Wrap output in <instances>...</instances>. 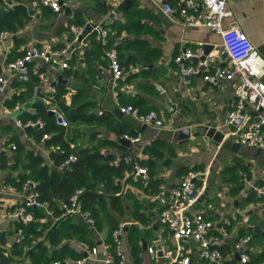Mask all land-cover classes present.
<instances>
[{"label":"crops","instance_id":"1","mask_svg":"<svg viewBox=\"0 0 264 264\" xmlns=\"http://www.w3.org/2000/svg\"><path fill=\"white\" fill-rule=\"evenodd\" d=\"M122 1L71 0L69 14H66L65 10L57 18L49 9L41 7L38 0H0V12L22 5L30 13V18L21 29L16 32L6 31L7 37L0 44V74L10 79L8 89L0 96V153L6 154L8 159L11 158L14 151L11 150V145H15L14 140L18 139V143L26 150L41 155L46 164L50 168L53 167L49 158L50 151L44 145L30 147L23 138V132L14 124L15 119H20L18 116L22 112L35 114V109L31 106L34 97L12 109L9 108L8 105L14 97L24 94L25 89L20 86L23 84L10 78L6 65L19 57L30 45L50 44L57 49L70 47L72 51L68 64L71 69L60 71L57 65L51 63L38 70L44 68V72L53 79L61 75L67 81L66 85L57 80L53 83L55 90L58 85H62L65 94H68V100H62L63 104L71 106L73 98L76 97L77 103L73 109L89 103L90 113L97 118L104 116L112 122L111 128L99 122L79 126V146L96 148L102 145L95 153L113 156L114 165L121 161L127 164L124 158L130 159L127 164L130 167L129 172H125L122 179L116 180L121 186L118 196L124 209L123 215L116 218L124 228L123 248L127 264H177L173 261L174 241L170 232L159 221L160 213L164 209L162 201L187 171L199 172L206 169L208 175L205 183L209 195L214 193L220 198V202L217 206L212 205L208 195L201 204L193 205L189 214H195L207 204H211L213 209L208 212V218L214 223L213 233L219 235L217 248L224 258L227 261L237 260L238 255L245 252L250 256L249 264L264 261V200L257 201L242 180L243 175H246L252 184L264 183V163L257 161L256 149L240 147L234 152L223 145L228 139L233 142V128L223 126L224 117L234 104L231 83L224 82L219 87L212 88L203 83L200 77H195L191 79L188 87H183L172 74L175 55L185 49L204 45H210L213 49L221 44L220 37L206 28L184 25L177 14L183 0H132L130 8L122 17L113 16L111 20L106 21L109 14L106 7L113 9ZM165 5L170 6L174 13H165ZM226 10L228 16L222 22L223 28L238 27L259 50L258 60L263 80L264 0H226ZM76 12L81 13L84 24L68 26ZM88 23L103 26L108 31L110 45L114 48L130 43L129 48L119 57L121 64L126 67V72L117 82V86L112 83L104 52L99 56L95 54L98 43L94 42L93 35L89 32L78 43L74 39L71 28L78 27L82 33ZM120 26L125 28L119 29ZM132 42L137 43L132 45ZM149 53L157 54L158 57H152ZM220 62L218 61L219 64ZM165 100L176 106V113L167 115L163 112ZM137 104L143 112L159 111L167 128L159 131L150 127L142 129L120 112V117L115 115V112L119 111V105ZM198 125L214 127L223 132L222 143L217 144L203 136H190L185 139L186 135L176 134ZM137 133L141 135L138 143L129 142L128 147L119 144V139H123L124 135L136 136ZM154 143L155 150L161 152V158H157L148 148ZM72 148L73 145H70V149ZM146 162L155 164L147 173L149 183L157 181L156 193H152L148 186L145 187L141 178L132 177L134 165L143 167L139 163ZM61 168L62 166L59 170ZM7 174L6 171H0V253L4 252L6 255L11 254L13 246L23 240L18 227L20 222L7 216L20 207L22 191L5 184L4 176ZM15 174L17 173L11 175ZM239 183L241 187L235 190L234 187ZM98 189L101 190V187ZM48 217L52 224L56 222L51 213ZM71 218L73 221H81L77 217ZM83 224L91 231L89 240L98 249L99 256H103L102 247L110 242L109 223L103 219L100 230ZM248 228H258L259 232L248 231ZM155 237H158L160 246L171 252L170 260L158 256ZM44 239V235L30 238L23 247V252ZM81 243L84 242L73 239L63 241L61 246L74 249L83 258L82 255L86 254V251ZM237 244L241 245L240 251L235 249ZM150 247L154 249V254L148 253L147 249ZM186 256L190 264H206L198 257L197 246L193 242L187 245ZM20 261L32 264L25 257L15 256L12 263L18 264ZM75 262L66 256L61 264ZM84 264L102 263L86 261Z\"/></svg>","mask_w":264,"mask_h":264},{"label":"built area","instance_id":"2","mask_svg":"<svg viewBox=\"0 0 264 264\" xmlns=\"http://www.w3.org/2000/svg\"><path fill=\"white\" fill-rule=\"evenodd\" d=\"M43 8L49 9L53 14L59 16L70 7L71 0H38ZM164 12L171 15L173 9L165 5ZM112 13L108 14L109 15ZM181 22L189 27L206 28L218 35L221 44L203 57V47L185 49L173 57L172 74L183 87H188L191 79L200 77L203 83L212 88L219 87L222 83H231L234 104L223 120V126L232 127L233 143L245 148L264 151V81L262 80L261 67L259 63V52L247 38V35L238 27L224 29L222 22L228 16L226 0H183L177 11ZM107 17V18H108ZM91 27L90 33L96 43L102 48L107 60V68L111 75L112 83L122 79L126 67L121 64L117 51L110 45L109 34L100 24L88 23ZM71 31L75 41L81 34V29L72 27ZM7 32L0 30V44L5 41ZM70 47L54 48L50 44L42 46L30 45L24 49L22 54L6 65V71L10 78L20 84L28 82L32 74L37 75L38 83L34 86V98L40 100L46 107L48 113L54 117L55 124L60 128L69 126L68 120L55 98L56 78L53 79L47 72H38L39 68L55 64L58 70L71 69L68 60L71 55ZM218 61H221L219 64ZM131 68V67H130ZM54 81V82H53ZM10 79L0 74V96L9 87ZM97 89V88H96ZM41 94V95H40ZM62 100H68V94L61 96ZM119 112L131 119L139 128L150 127L155 130L167 128L164 117L159 111L149 110L141 113L132 105H119ZM15 126L23 132V138L30 147L41 145L51 135L43 134L39 143L26 133V129L42 131L45 122L41 119L27 120L23 122L15 119ZM123 139L130 143H138L141 135H124ZM48 151L59 150L57 146L45 147ZM15 150V145H11ZM77 158L71 154L65 165L76 162ZM128 164L130 159L124 158ZM134 179L141 178L146 187L149 183L147 169L134 165L132 169ZM208 170L187 171L179 180V183L163 199L164 209L160 213L159 221L169 232L174 241V258L177 264H190L186 256L187 245L193 242L197 246L198 257L206 264H249L250 256L242 252L237 260L227 261L217 248L219 235L213 233L214 223L208 218V212L213 209L207 204L203 209L190 215V208L204 194L207 189L205 178ZM243 182L258 199L264 200V185L252 184L243 175ZM38 183L32 179H26L22 186V202L20 207L8 213L10 219L22 224L33 220L32 209H38L50 215L49 204L42 201L37 191ZM83 189L75 190L66 203H60V218L77 217L90 228L95 229L96 222L89 210H85L81 203ZM123 225H118L110 233V242L103 245V256H99L98 249L89 248L86 244L81 246L86 251V257L75 262L84 264L86 261L101 262L102 264H127L123 248ZM241 245L237 244L235 249L240 251ZM149 254H154L153 248L147 249ZM162 257L171 259V252L160 246ZM53 264H61L54 262ZM257 264H264L259 261Z\"/></svg>","mask_w":264,"mask_h":264},{"label":"trees","instance_id":"3","mask_svg":"<svg viewBox=\"0 0 264 264\" xmlns=\"http://www.w3.org/2000/svg\"><path fill=\"white\" fill-rule=\"evenodd\" d=\"M134 14V13H133ZM30 18V13L22 5L14 6L12 9L0 12V30L7 32H16L21 29L25 22ZM84 21L80 12H76L70 25H83ZM125 26H120L123 29ZM94 39V38H93ZM95 42V41H94ZM137 42H132L135 45ZM111 44V43H110ZM130 43L124 47H115L118 58L126 50ZM143 44V43H140ZM124 48V49H123ZM96 55L102 54V48L97 44ZM152 57H158L157 54L149 53ZM42 68L38 72H44ZM38 83L37 75H31L28 82L23 83L25 93L14 97L8 105L10 109L17 104H23L27 99L34 97V86ZM65 88L58 85L55 90V98L59 101V106L64 111L68 120L67 128H60L55 124L54 117L49 113L40 100L33 99L31 106L35 109V114L30 115L22 112L18 117L23 122L27 120L41 119L45 122V128L42 131L36 129H26V133L31 136L37 143L40 142L43 134L51 135L44 141L45 147L57 146L59 150L50 151L49 158L53 167L46 164L44 158L35 154L31 150L18 143L15 139V150L12 157L8 159L7 155L0 153V171L8 172L4 176L5 184L12 186L18 190L21 189L26 179H32L38 183L37 191L42 201L49 204L50 212L56 219L55 223H51L47 214L38 209H32L33 220L27 224L18 223V227L22 232L23 240L19 244H15L11 250V254L6 255L0 253V264H13V257L26 258L32 264H53L54 262L62 263L66 256L77 261L80 260L81 254L72 248L61 246L63 241L76 239L77 241L86 243L89 248H93L94 244L89 240L91 231L82 223V221H73L71 217L60 218V203H66L71 194L77 189H83L81 203L85 210H89L95 219V230H100L105 219L110 225V233L118 227V216H122L124 209L123 204L118 196L121 192V186L116 180L122 179L125 172H129V165L121 161L118 165H114V157L95 153L99 147L83 148L77 144L80 138L78 131L79 126H88L94 122H99L111 128L112 122L106 117H96L90 113L91 105L84 103L76 106L77 98L74 97L71 106L63 104L61 96L65 94ZM41 95V94H40ZM140 110L139 104L132 105ZM147 112V111H146ZM148 147L152 154L161 158V152L156 151L154 145ZM70 145L73 148L70 149ZM109 145L116 146L114 143ZM74 154L77 158L76 162L69 163L65 166L68 157ZM147 170L153 169V162L139 163ZM62 168L59 170V168ZM12 173H17L12 176ZM236 181V178H235ZM155 182L148 183V188L152 193H156ZM264 185V183H260ZM101 187V190L98 189ZM240 183L235 190H239ZM254 197V196H253ZM257 201L258 199L254 197ZM115 214V215H114ZM43 220V222H42ZM45 220V221H44ZM45 232V234H43ZM45 236L43 242L37 243L30 250L23 252L30 238ZM18 264H24L23 261Z\"/></svg>","mask_w":264,"mask_h":264},{"label":"water","instance_id":"4","mask_svg":"<svg viewBox=\"0 0 264 264\" xmlns=\"http://www.w3.org/2000/svg\"><path fill=\"white\" fill-rule=\"evenodd\" d=\"M132 4V0H123L117 7L113 8V9H107L108 13H112L109 15V17L106 19V21H109L112 19L113 16H117V17H122L126 11L130 8ZM69 10H66V14H69ZM91 30V27L89 24H86L84 27L83 32L78 36V42H80L82 40L83 37H85ZM212 50V46L210 45H204L203 46V57L202 60L204 59V57ZM258 50V49H257ZM259 52V50H258ZM145 68H150L152 69V67H145ZM263 80H264V76H263ZM57 82H60L64 85L67 84V81L61 76L58 75L57 76ZM54 86V85H53ZM163 112L167 115H173L174 113H176V106L172 105L169 100H165L164 101V106H163ZM94 114H96V111H94ZM115 115H118L119 117L121 116V114L119 113V111L115 112ZM49 116H51V113H49ZM146 127L143 126L142 129H145ZM176 134H182L183 136L186 135L185 139L189 138L190 136H203L206 137L210 140H212L213 142L217 143V144H221L223 141V137L224 134L223 132L217 130L214 127H208L206 125H198L195 126L191 129H184L182 131H179V133ZM119 144L128 147L129 146V141L125 140V139H119ZM224 147L231 149L234 152H237L240 148V146L234 144L231 140H225L223 143ZM256 159L260 164L264 163V151L262 150H258L257 154H256ZM209 195V189L207 188L206 191L204 192V194L196 201V203L194 205H198L201 204L203 201H205V199L208 197ZM237 204V203H235ZM154 229H156V227H154ZM248 231H255V232H259L258 228H248ZM159 239L158 237H155V242H157L156 244V252L158 254V256H162L161 255V251H160V245H159ZM146 248V246L144 245V249ZM83 258L86 257V254L83 253ZM237 259V257H236Z\"/></svg>","mask_w":264,"mask_h":264},{"label":"rangeland","instance_id":"5","mask_svg":"<svg viewBox=\"0 0 264 264\" xmlns=\"http://www.w3.org/2000/svg\"><path fill=\"white\" fill-rule=\"evenodd\" d=\"M86 132H87V130H86ZM222 194H224V193L222 192ZM220 195L221 194H219V197H220ZM217 197L218 196H216L214 193H211V195H209V197H208L210 202H211V204L214 205V206H217L219 204V202H220V198H217Z\"/></svg>","mask_w":264,"mask_h":264}]
</instances>
